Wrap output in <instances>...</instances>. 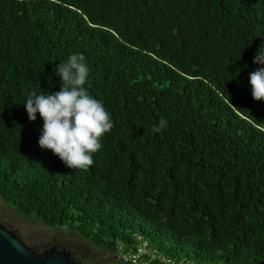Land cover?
I'll list each match as a JSON object with an SVG mask.
<instances>
[{
	"label": "trees",
	"instance_id": "1",
	"mask_svg": "<svg viewBox=\"0 0 264 264\" xmlns=\"http://www.w3.org/2000/svg\"><path fill=\"white\" fill-rule=\"evenodd\" d=\"M0 198L118 264H264V0H0Z\"/></svg>",
	"mask_w": 264,
	"mask_h": 264
},
{
	"label": "rangeland",
	"instance_id": "2",
	"mask_svg": "<svg viewBox=\"0 0 264 264\" xmlns=\"http://www.w3.org/2000/svg\"><path fill=\"white\" fill-rule=\"evenodd\" d=\"M0 223L13 231L26 245L37 250L63 248L73 252L81 264H118V259L106 257L66 229H52L41 221L19 215L1 198Z\"/></svg>",
	"mask_w": 264,
	"mask_h": 264
},
{
	"label": "water",
	"instance_id": "3",
	"mask_svg": "<svg viewBox=\"0 0 264 264\" xmlns=\"http://www.w3.org/2000/svg\"><path fill=\"white\" fill-rule=\"evenodd\" d=\"M111 259H118L114 255ZM0 264H80L71 252L52 247L40 253L32 251L13 231L0 223Z\"/></svg>",
	"mask_w": 264,
	"mask_h": 264
},
{
	"label": "built area",
	"instance_id": "4",
	"mask_svg": "<svg viewBox=\"0 0 264 264\" xmlns=\"http://www.w3.org/2000/svg\"><path fill=\"white\" fill-rule=\"evenodd\" d=\"M120 250V248H119ZM121 260L130 264H147L150 261H159L162 264H176V262L158 252L156 249H151L147 242L141 241L137 245L135 251L119 255Z\"/></svg>",
	"mask_w": 264,
	"mask_h": 264
},
{
	"label": "flooded vegetation",
	"instance_id": "5",
	"mask_svg": "<svg viewBox=\"0 0 264 264\" xmlns=\"http://www.w3.org/2000/svg\"><path fill=\"white\" fill-rule=\"evenodd\" d=\"M44 251V250H43ZM42 252V251H41Z\"/></svg>",
	"mask_w": 264,
	"mask_h": 264
}]
</instances>
